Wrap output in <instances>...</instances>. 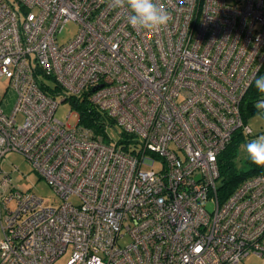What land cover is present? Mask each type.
<instances>
[{
  "label": "built area",
  "instance_id": "2783aa9c",
  "mask_svg": "<svg viewBox=\"0 0 264 264\" xmlns=\"http://www.w3.org/2000/svg\"><path fill=\"white\" fill-rule=\"evenodd\" d=\"M156 2L171 19L149 32L110 0H0V77L16 94L9 113L0 101V161L20 153L60 198L0 168V264L264 257V174L217 193L218 155L251 132L240 105L264 67V0ZM83 92L129 141L55 117Z\"/></svg>",
  "mask_w": 264,
  "mask_h": 264
},
{
  "label": "rangeland",
  "instance_id": "374dc122",
  "mask_svg": "<svg viewBox=\"0 0 264 264\" xmlns=\"http://www.w3.org/2000/svg\"><path fill=\"white\" fill-rule=\"evenodd\" d=\"M228 1L234 2V0ZM76 31L77 25L75 22L69 21L65 23L62 31L57 35V41L59 43L67 41L76 33ZM46 81H48L50 85H53V82L50 81V79H47ZM7 85V81L0 77V101L5 112L9 113L15 104L16 94L13 90L7 88ZM61 98L62 97L58 95L59 101H61ZM68 112H72L69 119L66 117ZM75 112L76 111L71 108L69 102L63 101L59 102L55 111V117L62 121H66L70 125H74L77 122ZM244 122L250 127L251 132L247 135H243L238 154L235 158V163L238 168L247 169L248 164L245 161L247 156L242 148V145L255 136L264 134V113L256 110L253 114L248 115ZM119 132H121V128L118 126L107 127V133L113 143L118 139ZM0 168L2 171L11 172L13 183L18 189L23 191L30 190L48 202H60V198L53 188L31 167V165L20 153L15 151L6 152L0 161ZM11 205L14 206V203L12 202ZM66 260L67 254L59 257L55 264H65ZM239 264H264V257L249 255Z\"/></svg>",
  "mask_w": 264,
  "mask_h": 264
},
{
  "label": "trees",
  "instance_id": "16d2710c",
  "mask_svg": "<svg viewBox=\"0 0 264 264\" xmlns=\"http://www.w3.org/2000/svg\"><path fill=\"white\" fill-rule=\"evenodd\" d=\"M260 75H264V67H262L257 74V76ZM57 87L58 86H55L53 89L57 90ZM47 90H49V87ZM88 95L89 92H83L79 96L69 97L64 101L69 102L71 108L78 113L79 125L90 128L95 136L101 135L105 142H109L112 139L107 134V127H116L114 121L108 117L104 111H101L95 105L91 104ZM259 98L260 94L255 89L254 82H252L248 91L242 98L240 105L243 120H245L248 115L256 112L257 109L254 107V103ZM118 134L117 143L119 144L129 141L131 137L122 131ZM242 139L243 133L236 131L229 144L218 155L219 183L217 186V193L221 199L229 195L245 178L255 174H264V167H258L252 164L248 158L245 159L248 164L247 169L237 167L235 158L238 154Z\"/></svg>",
  "mask_w": 264,
  "mask_h": 264
},
{
  "label": "clouds",
  "instance_id": "9594fccd",
  "mask_svg": "<svg viewBox=\"0 0 264 264\" xmlns=\"http://www.w3.org/2000/svg\"><path fill=\"white\" fill-rule=\"evenodd\" d=\"M110 6L114 9H126L128 23L133 29L155 32L166 27L171 19V14L156 0H110ZM253 82L260 94L254 107L264 113V75L254 76ZM242 148L252 164L264 167V134L248 140Z\"/></svg>",
  "mask_w": 264,
  "mask_h": 264
},
{
  "label": "crops",
  "instance_id": "0c3cea01",
  "mask_svg": "<svg viewBox=\"0 0 264 264\" xmlns=\"http://www.w3.org/2000/svg\"><path fill=\"white\" fill-rule=\"evenodd\" d=\"M245 259H246V258H245ZM245 259H244V260H245ZM241 262H243V260H242ZM241 262H240V263H241ZM238 264H239V263H238Z\"/></svg>",
  "mask_w": 264,
  "mask_h": 264
}]
</instances>
